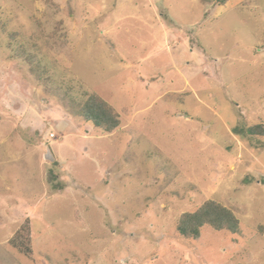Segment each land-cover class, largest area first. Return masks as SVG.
I'll list each match as a JSON object with an SVG mask.
<instances>
[{
	"label": "rangeland",
	"instance_id": "obj_1",
	"mask_svg": "<svg viewBox=\"0 0 264 264\" xmlns=\"http://www.w3.org/2000/svg\"><path fill=\"white\" fill-rule=\"evenodd\" d=\"M221 1L0 0V264H264V0ZM206 200L236 234L178 235Z\"/></svg>",
	"mask_w": 264,
	"mask_h": 264
},
{
	"label": "trees",
	"instance_id": "obj_2",
	"mask_svg": "<svg viewBox=\"0 0 264 264\" xmlns=\"http://www.w3.org/2000/svg\"><path fill=\"white\" fill-rule=\"evenodd\" d=\"M78 112L96 129L102 128L105 131H111L117 128L120 123L118 113L95 94L88 95L80 104ZM246 133L264 136V127L261 125L248 127ZM204 225H208L216 231L226 230L231 234H236L239 222L228 208L214 200H206L194 212L182 214L178 218L175 230L184 239L195 240L200 236L201 227ZM24 252L28 254L30 249L25 247Z\"/></svg>",
	"mask_w": 264,
	"mask_h": 264
}]
</instances>
